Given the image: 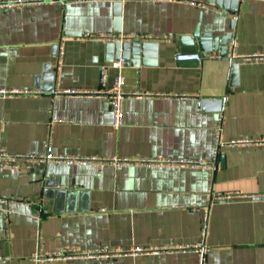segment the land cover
Here are the masks:
<instances>
[{"label": "crops", "instance_id": "0c3cea01", "mask_svg": "<svg viewBox=\"0 0 264 264\" xmlns=\"http://www.w3.org/2000/svg\"><path fill=\"white\" fill-rule=\"evenodd\" d=\"M197 26L235 45L177 60L200 54L178 44ZM109 34L158 39L127 38L146 43L135 58ZM119 75L136 96L116 130ZM249 139H264V0H0V148L98 161L0 169V264H264V147L225 146ZM181 158L203 165L112 163Z\"/></svg>", "mask_w": 264, "mask_h": 264}, {"label": "built area", "instance_id": "2783aa9c", "mask_svg": "<svg viewBox=\"0 0 264 264\" xmlns=\"http://www.w3.org/2000/svg\"><path fill=\"white\" fill-rule=\"evenodd\" d=\"M86 37V35L84 36ZM93 37V36H92ZM100 38L105 40H112V41H119L123 42L126 41L127 38L134 39V40H155L158 39L157 36L151 35V34H128V35H115V34H109V35H103L100 36ZM229 44L231 45V48L235 45L234 40H230ZM228 44V45H229ZM62 55V51L60 50L58 52V55H56L57 58H60ZM202 59L201 54L198 52L195 53H178L177 60H191V61H200ZM125 64V58L120 57L110 63L108 66H103L102 71H105L108 67H114L116 69H121ZM60 65L58 64L56 73L59 72ZM122 84H123V77L119 75L115 83L110 90V92H104V95L106 96L107 104L109 109L112 112V126L114 129L118 130L121 127H123V116H124V102L128 99V97L136 96L135 93L132 92H125L122 90ZM71 94H76L73 91L70 92ZM218 135H216L215 141H216V148H215V154L217 153L220 146L223 145V143L220 141V125H218ZM225 146H228L230 148L232 147H249V146H259L264 147V139H249V140H233L232 142L226 143ZM48 162H56V163H66L68 165L72 164H78V163H95L98 162L95 160H85L82 158L78 159H72L67 157H61L57 158L52 155L51 148L48 146L47 154L42 157H37L34 155H11L6 152L4 148H0V169H5L12 173L19 172L21 166H24V168L30 169L31 166L34 163H48ZM112 163L116 166H130V165H158V166H169V167H175V168H197L199 165H203L201 161H195L192 159H184L181 158L180 160H174V159H153V160H138V159H114L112 160ZM11 200H2V204L8 207L9 204H11ZM5 212L7 217L9 216L10 212L8 208H5ZM8 219V218H7ZM201 245H195V246H185L180 247L179 250L186 251V250H194L195 252H200L202 249ZM65 255H68L66 251H63L62 253L58 254L56 257H64ZM90 257H95V254H91L89 252L87 254ZM43 259V255L37 254L34 257V260L36 263H39ZM1 261V259H0Z\"/></svg>", "mask_w": 264, "mask_h": 264}, {"label": "water", "instance_id": "95a60500", "mask_svg": "<svg viewBox=\"0 0 264 264\" xmlns=\"http://www.w3.org/2000/svg\"><path fill=\"white\" fill-rule=\"evenodd\" d=\"M231 32L222 36H210L208 33H202L200 27L197 26L190 35H181L178 38L179 45L194 46L200 52L202 56H206L207 52L218 51L220 55H226L225 51L228 46L229 39H231ZM146 43L140 42H115L113 49L115 52H121L129 50L132 57L138 58L139 51L144 50ZM218 106L217 104L215 105ZM221 164L224 162V158L220 156Z\"/></svg>", "mask_w": 264, "mask_h": 264}]
</instances>
